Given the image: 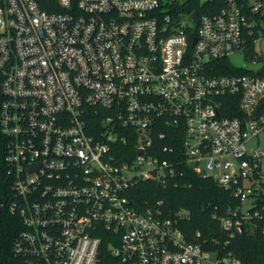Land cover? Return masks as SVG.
<instances>
[{
	"label": "built area",
	"instance_id": "obj_1",
	"mask_svg": "<svg viewBox=\"0 0 264 264\" xmlns=\"http://www.w3.org/2000/svg\"><path fill=\"white\" fill-rule=\"evenodd\" d=\"M262 40L264 0H0V213L20 219L6 264H244L131 190L188 165L239 199L214 213L224 229L262 217L264 61L211 65L257 61Z\"/></svg>",
	"mask_w": 264,
	"mask_h": 264
},
{
	"label": "trees",
	"instance_id": "obj_2",
	"mask_svg": "<svg viewBox=\"0 0 264 264\" xmlns=\"http://www.w3.org/2000/svg\"><path fill=\"white\" fill-rule=\"evenodd\" d=\"M253 51V48H249L250 54ZM211 65L215 67L216 73L245 72L244 68L234 65L228 57L218 59ZM227 103L236 108L238 98ZM131 192L133 203L140 209L160 206L166 213L186 209L189 215L181 221V225L188 239L196 240V232L200 230L201 238L211 240L215 237L218 247L225 245L244 264H264V196L258 199L262 217L247 220L243 229L235 227L230 233L222 227L220 218L214 217V213L226 214L229 206L235 207L240 203L239 199L220 186L213 177H202L188 165L183 166L182 174L174 175L166 183L144 180L133 187ZM158 200L162 201L160 205L157 204ZM19 229L20 219L17 215L0 213L2 264L12 262V241ZM225 241L227 244H224Z\"/></svg>",
	"mask_w": 264,
	"mask_h": 264
},
{
	"label": "rangeland",
	"instance_id": "obj_3",
	"mask_svg": "<svg viewBox=\"0 0 264 264\" xmlns=\"http://www.w3.org/2000/svg\"><path fill=\"white\" fill-rule=\"evenodd\" d=\"M255 50L257 52V55L260 57V59H258L257 61L253 62L252 60H249V58H247V56L245 55L244 52L234 53L230 56V59L232 60L234 65H236L238 67L241 66V67H245V68L256 69L264 61V40H262L256 44ZM257 143L260 146L264 147V133L260 134L258 137L251 138L249 141V145H255Z\"/></svg>",
	"mask_w": 264,
	"mask_h": 264
},
{
	"label": "water",
	"instance_id": "obj_4",
	"mask_svg": "<svg viewBox=\"0 0 264 264\" xmlns=\"http://www.w3.org/2000/svg\"><path fill=\"white\" fill-rule=\"evenodd\" d=\"M194 16L197 18V12H194ZM264 70V65H262V67L260 68L259 71H263ZM264 103V96H262L261 98L258 99L254 109L252 110V114H255L256 110Z\"/></svg>",
	"mask_w": 264,
	"mask_h": 264
}]
</instances>
